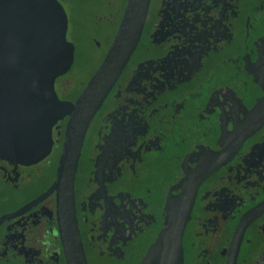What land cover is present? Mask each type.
Listing matches in <instances>:
<instances>
[{"label": "flooded vegetation", "instance_id": "flooded-vegetation-1", "mask_svg": "<svg viewBox=\"0 0 264 264\" xmlns=\"http://www.w3.org/2000/svg\"><path fill=\"white\" fill-rule=\"evenodd\" d=\"M58 2L68 33H78L70 28L77 1ZM126 4L98 0L90 31L111 39ZM70 73L55 86L74 103L85 86ZM263 117L264 0H152L78 164L75 209L88 264H161L168 223L207 166L180 264H264V211L237 235L264 205ZM68 120L53 128L42 161L0 158V264H68L55 186Z\"/></svg>", "mask_w": 264, "mask_h": 264}, {"label": "water", "instance_id": "water-1", "mask_svg": "<svg viewBox=\"0 0 264 264\" xmlns=\"http://www.w3.org/2000/svg\"><path fill=\"white\" fill-rule=\"evenodd\" d=\"M151 1L127 0L104 59L71 103L60 99L55 86L75 62V45L67 37L69 21L63 6L58 0H0V158L28 164L42 161L52 152L53 128L69 117L55 183L60 191L68 264H88L75 209V181L85 138L139 46ZM208 167L190 179L168 223L161 264H180L195 194ZM263 211L264 205L250 212L237 235Z\"/></svg>", "mask_w": 264, "mask_h": 264}, {"label": "rangeland", "instance_id": "rangeland-1", "mask_svg": "<svg viewBox=\"0 0 264 264\" xmlns=\"http://www.w3.org/2000/svg\"><path fill=\"white\" fill-rule=\"evenodd\" d=\"M77 8L75 14H71V29L72 27H80L81 30L77 33H68V40L73 42L76 47L75 62L71 69L70 75L76 78L77 86H86L93 74L98 69L105 52L109 46L111 39H105L97 33L91 32L89 27L91 25L90 12L98 0H76ZM122 5L125 0H120ZM94 40L102 45L101 50H96ZM81 91V90H80ZM78 90L77 94L80 92ZM61 98H64L59 91H57Z\"/></svg>", "mask_w": 264, "mask_h": 264}, {"label": "trees", "instance_id": "trees-1", "mask_svg": "<svg viewBox=\"0 0 264 264\" xmlns=\"http://www.w3.org/2000/svg\"><path fill=\"white\" fill-rule=\"evenodd\" d=\"M113 38H114V36L111 37V40H110V42H109V46L111 45V42H112ZM109 46H108V48H109ZM108 48H107V50H108ZM106 52H107V51H106ZM106 52H105V54H106ZM104 57H105V55L103 56V59H104ZM103 59H102V60H103ZM101 62H102V61H101ZM100 64H101V63H100ZM93 75H94V74H93ZM81 93H82V92H81Z\"/></svg>", "mask_w": 264, "mask_h": 264}]
</instances>
